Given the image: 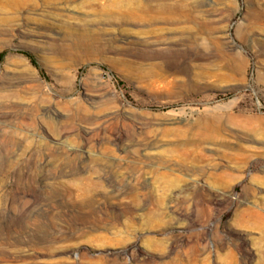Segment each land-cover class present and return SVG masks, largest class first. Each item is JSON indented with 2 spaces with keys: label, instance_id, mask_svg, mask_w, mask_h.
<instances>
[{
  "label": "rangeland",
  "instance_id": "obj_1",
  "mask_svg": "<svg viewBox=\"0 0 264 264\" xmlns=\"http://www.w3.org/2000/svg\"><path fill=\"white\" fill-rule=\"evenodd\" d=\"M1 6L0 264H264V0Z\"/></svg>",
  "mask_w": 264,
  "mask_h": 264
},
{
  "label": "bare ground",
  "instance_id": "obj_2",
  "mask_svg": "<svg viewBox=\"0 0 264 264\" xmlns=\"http://www.w3.org/2000/svg\"><path fill=\"white\" fill-rule=\"evenodd\" d=\"M39 1L44 2L45 0H39ZM39 1H36V0H0V3L2 5L1 7L3 10L6 8L7 5L11 6L15 11L14 18L16 19V18H19L23 12H26V11L29 12L30 10L37 9L39 6ZM171 9H173V8L172 7H166L164 9L163 13H159L157 15L153 14L151 19L156 20L159 18H163L166 20H170V19L172 20L173 19V15H172L173 12L171 11ZM5 19L7 20L8 18H5ZM1 31H3V30H0V32ZM250 215H252L255 218V222L257 224V227L262 230L261 236L258 238V242L262 243V245L259 247V260L261 263H264V206L260 207V209H254L253 208L251 210Z\"/></svg>",
  "mask_w": 264,
  "mask_h": 264
}]
</instances>
